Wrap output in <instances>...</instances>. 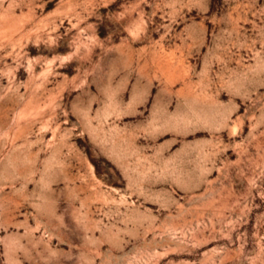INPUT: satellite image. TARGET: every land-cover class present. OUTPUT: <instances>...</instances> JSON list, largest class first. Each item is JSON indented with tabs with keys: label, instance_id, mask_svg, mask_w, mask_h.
<instances>
[{
	"label": "rangeland",
	"instance_id": "1",
	"mask_svg": "<svg viewBox=\"0 0 264 264\" xmlns=\"http://www.w3.org/2000/svg\"><path fill=\"white\" fill-rule=\"evenodd\" d=\"M0 264H264V0H0Z\"/></svg>",
	"mask_w": 264,
	"mask_h": 264
}]
</instances>
